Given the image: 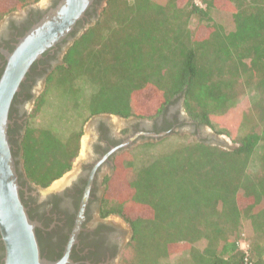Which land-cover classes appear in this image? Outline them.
I'll list each match as a JSON object with an SVG mask.
<instances>
[{
  "label": "trees",
  "instance_id": "1",
  "mask_svg": "<svg viewBox=\"0 0 264 264\" xmlns=\"http://www.w3.org/2000/svg\"><path fill=\"white\" fill-rule=\"evenodd\" d=\"M38 1L0 0V21ZM200 1L107 0L27 118L24 171L46 188L72 169L94 115L151 118L182 99L191 119L213 127L244 88L254 92L256 119L244 116L249 130L232 148L194 140L141 164L142 150L117 157L102 212L132 228L119 264H245L243 234L252 264H264V0Z\"/></svg>",
  "mask_w": 264,
  "mask_h": 264
},
{
  "label": "flooded vegetation",
  "instance_id": "2",
  "mask_svg": "<svg viewBox=\"0 0 264 264\" xmlns=\"http://www.w3.org/2000/svg\"><path fill=\"white\" fill-rule=\"evenodd\" d=\"M59 1L50 0L43 7L30 4L22 12L11 11L4 16L0 22V77L7 63L6 52L13 51L20 38ZM106 3L107 0H96L72 34H77L85 23L97 20ZM72 34L46 52L35 63L34 71L35 64L32 66L10 109L9 140L19 174L21 197L30 217L40 223L36 233L42 255L51 261L65 259L63 264H119L132 237V228L120 215L104 216L102 212L106 181L115 172L117 157L130 152L136 145L160 139L150 136L151 133L172 134L182 127L199 132L202 125L190 118L182 99L175 100L166 110L151 118L97 114L87 122L94 130L91 150L84 157L79 153L69 174L61 177L57 186L52 183L43 188L30 182L24 171L21 149L29 115L27 103L34 106L38 96L36 85L39 81L46 85L48 73L61 62L66 43L76 35ZM45 70L48 71L44 73ZM113 117L121 119L123 124L118 126ZM123 144L126 147H122ZM4 255L0 235V264H3Z\"/></svg>",
  "mask_w": 264,
  "mask_h": 264
},
{
  "label": "water",
  "instance_id": "3",
  "mask_svg": "<svg viewBox=\"0 0 264 264\" xmlns=\"http://www.w3.org/2000/svg\"><path fill=\"white\" fill-rule=\"evenodd\" d=\"M95 1L60 0L20 38L13 51L6 52L7 63L0 77V235L5 247L3 264H63L66 261H51L41 253L36 233L40 223L30 217L20 193L19 174L8 133L10 109L32 66L76 30ZM95 21L85 23L69 39L64 53ZM149 135L163 138L169 134ZM122 147H126V144Z\"/></svg>",
  "mask_w": 264,
  "mask_h": 264
},
{
  "label": "rangeland",
  "instance_id": "4",
  "mask_svg": "<svg viewBox=\"0 0 264 264\" xmlns=\"http://www.w3.org/2000/svg\"><path fill=\"white\" fill-rule=\"evenodd\" d=\"M50 0H39L36 3H33L34 6H46L47 3ZM197 4H201L200 0H195ZM25 8V7H23ZM23 8L13 10V11H20L22 12ZM212 16L214 18H217V16L220 14L219 12L212 11ZM1 22V21H0ZM199 23V19L193 17L190 21V27L194 30L196 29L197 25ZM36 94H40L45 89V85L42 81H39L36 85ZM254 92L246 90L244 88V91L240 94L238 102L230 109L225 111V113L217 114L212 117V123L213 127L209 126H201L200 131L197 132L196 130L193 131L189 129L188 127H182L179 130L175 131L172 134H169L165 136L166 139L160 138L157 140H150L149 143H153L155 145L146 147V148H137L138 145L132 148L131 151L138 152L139 150H142L140 160L138 161V164L146 162L150 157H152L154 154L159 153L161 150H171L172 148L186 142L194 141V140H203L208 143H214L218 144L220 146L226 147V148H232L236 146V139L242 136L246 131H248V127L243 126L242 122L244 119V116L246 114L253 113V122L256 119L255 110H254V103L252 101V95ZM27 106L29 108V112L33 109V105L27 103ZM52 110V106H48L47 109L45 108L44 114L42 116L37 117L34 122L36 124L40 125L45 122V120L50 119V112ZM112 120L116 122L118 126L122 125V120L118 119L117 117H113ZM88 122V121H87ZM85 123L84 126V134L82 136L83 143H81V151L79 152L82 157L86 155V153L91 150V139L92 134L94 132L93 125L91 123ZM198 133V134H197ZM163 140V141H162ZM162 141V143H160ZM146 145H142L140 147H145ZM80 156V157H81ZM69 172L62 177L65 178ZM61 178L58 179L53 183L54 186H57L61 180ZM203 244V243H202Z\"/></svg>",
  "mask_w": 264,
  "mask_h": 264
},
{
  "label": "built area",
  "instance_id": "5",
  "mask_svg": "<svg viewBox=\"0 0 264 264\" xmlns=\"http://www.w3.org/2000/svg\"><path fill=\"white\" fill-rule=\"evenodd\" d=\"M238 245L245 255V264H252V261L250 258V244L245 234H243L241 238L238 240Z\"/></svg>",
  "mask_w": 264,
  "mask_h": 264
}]
</instances>
